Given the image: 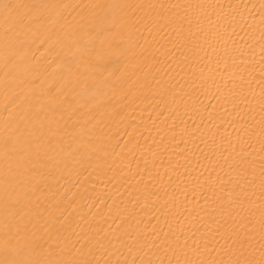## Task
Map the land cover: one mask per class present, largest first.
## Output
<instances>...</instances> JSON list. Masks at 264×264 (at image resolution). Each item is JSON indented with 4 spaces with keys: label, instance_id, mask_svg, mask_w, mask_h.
Instances as JSON below:
<instances>
[{
    "label": "bare ground",
    "instance_id": "bare-ground-1",
    "mask_svg": "<svg viewBox=\"0 0 264 264\" xmlns=\"http://www.w3.org/2000/svg\"><path fill=\"white\" fill-rule=\"evenodd\" d=\"M262 176L264 0H0L15 258L264 264Z\"/></svg>",
    "mask_w": 264,
    "mask_h": 264
},
{
    "label": "snow or ice",
    "instance_id": "snow-or-ice-1",
    "mask_svg": "<svg viewBox=\"0 0 264 264\" xmlns=\"http://www.w3.org/2000/svg\"><path fill=\"white\" fill-rule=\"evenodd\" d=\"M98 5H92L91 7H97ZM202 7V5H199ZM18 7H27L26 5H20ZM33 8H39L43 7L45 9H54L57 7H63L67 8L69 5L67 4H61V5H42V6H36L33 5ZM114 8H119L121 7L120 5H113ZM13 19V17L8 16L5 18V22L7 23L9 20ZM37 19H42V17H37ZM57 19L59 21H62L64 17L62 15H58ZM19 22L23 23V18H19ZM116 23L120 24L121 27L126 26V21H124L123 18H120L119 20L116 21ZM70 29L69 35L73 38H77L79 34L83 31L82 28H73L71 25L68 26ZM7 35V34H6ZM6 51L5 54V60L7 63H15L17 61V58L19 56V46L16 43L15 39L11 38H6L5 44H4ZM262 191H264V176L261 178V185H260ZM18 230H21V226L19 224L16 225ZM261 228L264 230V210L261 211ZM0 251H3L7 253L8 256L12 258H5L3 260H0V264H92V261L90 260H83V259H67V260H49V261H40L38 259H17L15 256H18L20 253L16 249H12L9 247L8 241L5 240L2 243H0ZM34 251V249H33ZM107 264V262H106ZM117 264H120V262H117ZM125 264L127 262L125 261ZM133 264H136L135 261H133ZM140 264H153L151 260H141ZM186 264H191V262H186ZM201 264H204V262H201ZM228 264H242V262L237 259L235 261H229ZM243 264H256V262L251 261V260H245L243 261Z\"/></svg>",
    "mask_w": 264,
    "mask_h": 264
}]
</instances>
